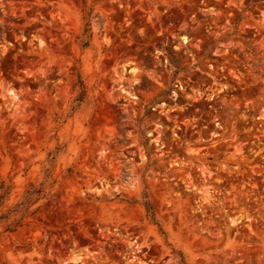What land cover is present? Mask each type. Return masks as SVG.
Here are the masks:
<instances>
[{"label":"rangeland","instance_id":"1","mask_svg":"<svg viewBox=\"0 0 264 264\" xmlns=\"http://www.w3.org/2000/svg\"><path fill=\"white\" fill-rule=\"evenodd\" d=\"M1 183L0 264H264V0H0Z\"/></svg>","mask_w":264,"mask_h":264},{"label":"trees","instance_id":"2","mask_svg":"<svg viewBox=\"0 0 264 264\" xmlns=\"http://www.w3.org/2000/svg\"><path fill=\"white\" fill-rule=\"evenodd\" d=\"M88 26L89 24H86V27ZM89 30H90L89 28H85L82 34L79 36V40L82 46H85L88 44L87 41H85V38L90 37ZM78 82L81 88H83L82 81L79 79ZM84 95H85V92L82 90L77 96V98L75 99V106L72 107L71 111H73L79 105V103L83 100ZM41 185L43 186V184ZM41 188L42 187L37 188L35 186H31L23 195L22 200L14 206V209L12 211L18 212L22 209L27 210L30 207V205H32V203L36 202L40 198L39 196L41 195V192H42ZM0 189L2 190V192L0 193V205H1L8 194L9 187H6L4 183H1ZM143 205L145 206L147 212H151L152 210L151 205L147 201H145ZM7 219H8L7 215L0 216V220H7Z\"/></svg>","mask_w":264,"mask_h":264}]
</instances>
